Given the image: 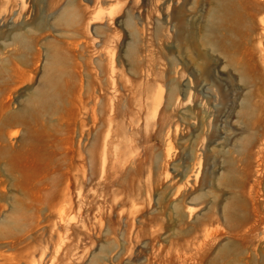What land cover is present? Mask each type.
<instances>
[{
	"label": "rangeland",
	"instance_id": "obj_1",
	"mask_svg": "<svg viewBox=\"0 0 264 264\" xmlns=\"http://www.w3.org/2000/svg\"><path fill=\"white\" fill-rule=\"evenodd\" d=\"M261 7L0 0V264H264Z\"/></svg>",
	"mask_w": 264,
	"mask_h": 264
},
{
	"label": "bare ground",
	"instance_id": "obj_2",
	"mask_svg": "<svg viewBox=\"0 0 264 264\" xmlns=\"http://www.w3.org/2000/svg\"><path fill=\"white\" fill-rule=\"evenodd\" d=\"M96 2H98L99 3V5L101 4V3H108V4H110L111 3V1L112 0H95ZM259 0H252V2L253 3H257ZM260 1H262V0H260ZM6 3L9 5V7L13 10V9H16V8H20L22 5H23V3H24V0H6ZM229 7V6H228ZM226 8V7H225ZM227 9V8H226ZM226 11V10H225ZM224 11V12H225ZM229 11H230V8H229ZM228 12V11H227ZM225 14V13H224ZM230 14H231V12H230ZM230 14H229V18H231V17H234V16H231L230 17ZM225 15H227V14H225ZM224 15V16H225ZM98 16H94L93 18H91V21L89 22V23H93V22H95V21H98ZM249 18H250V21L252 22V23H256V22H258V24H259V26H260V33L259 34H257V35H259V37H257V38H259L258 39V45L256 46V47H254L255 48V51H252V53H251V56H252V59H253V65H254V71L257 73V76H256V78H257V84H256V88H255V92H256V94H257V96L260 98V100H262V99H264V7L262 8L261 7V9L260 10H258L257 11V13H255V14H250L249 15ZM226 19H228V18H226ZM226 22V21H225ZM228 23H229V21H228ZM230 24H232V20H231V23ZM184 26V25H183ZM190 26L189 25H187V27H186V31L189 33V36L191 37V39L193 38L192 37V30H191V28H189ZM194 27V26H193ZM230 28V27H229ZM231 30V29H230ZM195 32V31H194ZM188 33H186V34H188ZM189 36L187 35V38H189ZM194 36V35H193ZM195 37V36H194ZM191 39H188V40H191ZM193 39H195V38H193ZM193 39H192V41H193ZM191 41V42H192ZM190 41H189V44L191 43ZM194 42V41H193ZM192 42V43H193ZM191 43V44H192ZM190 44V45H191ZM253 44V43H252ZM204 70V75L206 76V75H208V73H210V69H208V67H206L205 69H203ZM220 73V72H219ZM190 74H192V73H190ZM191 79H193V78H191ZM191 79H189V80H191ZM192 82V81H191ZM191 82H189V83H191ZM193 84V83H192ZM190 85V84H189ZM195 89V88H194ZM191 90V89H190ZM192 92V91H191ZM189 93H190V91H189ZM189 98V97H188ZM263 101V100H262Z\"/></svg>",
	"mask_w": 264,
	"mask_h": 264
}]
</instances>
